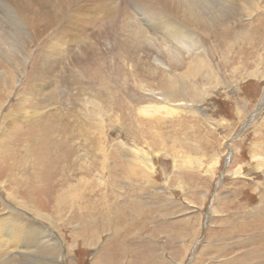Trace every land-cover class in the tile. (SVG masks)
<instances>
[{"label":"rangeland","instance_id":"obj_1","mask_svg":"<svg viewBox=\"0 0 264 264\" xmlns=\"http://www.w3.org/2000/svg\"><path fill=\"white\" fill-rule=\"evenodd\" d=\"M256 3L230 34L216 30L221 43L241 31L249 40L235 49H208L209 79L199 80L200 91L185 83L180 103L190 110L183 112L159 82L173 77L167 66L148 79L133 74L128 56H112L116 45L128 47L113 35L117 29L127 38V19L115 23L125 12L121 6L113 13L104 10L115 6L109 0L83 5L89 37L69 56L98 43L102 60L91 54L74 68L64 61L56 89L28 66L37 65L51 39L69 41L71 29L59 20L29 24L21 52L10 63L0 55V217L16 211L43 227L61 245L59 264H264V0ZM144 24L149 32L158 27ZM60 66L58 60L39 71L51 76ZM72 82L79 89L70 93ZM164 99L177 110L174 122L145 110ZM18 103L25 118L16 116ZM19 116L14 127L10 121ZM29 239L35 238H22L19 247ZM36 247L25 257L19 252V262H41Z\"/></svg>","mask_w":264,"mask_h":264},{"label":"bare ground","instance_id":"obj_2","mask_svg":"<svg viewBox=\"0 0 264 264\" xmlns=\"http://www.w3.org/2000/svg\"><path fill=\"white\" fill-rule=\"evenodd\" d=\"M109 1L114 3L115 6L105 8L104 10L114 9L113 13H115L116 10H120V6L121 9L123 8L125 10L123 14H119L116 16L117 20L115 21V23L123 20V19H119L121 16H124L127 19L126 20L127 29L122 30L123 34L127 35V38H122L119 35L117 29L113 31L114 37L122 40L125 47L128 46L127 51L125 48L122 49L116 45L113 48L114 51L112 53V56H115L118 59V61L128 56L130 59L129 64L131 65L130 69L134 71L133 74H135V76L146 74V77L148 79H152L156 74L158 75L159 71H156L155 70L156 68L157 69L160 68L162 70L161 68L162 64L167 66L169 68L168 69L169 72L173 75V77L168 79L165 83L163 82V80H160L159 82L163 84L164 87L163 89L169 91L172 94V96L174 97L173 100L176 103H178L177 110L181 112L185 110H190L189 105L180 103L183 102V99L185 98L184 95H186L185 89H182L184 85H187L185 83H187L189 80L191 82H194L193 87L197 88L196 90L200 91L201 82H204V80L207 78L209 79V74L211 73L210 67L212 66L211 64L213 60L210 59V56L208 54L210 53V51H208V49L209 50L215 49L214 51H216V49H235V44L238 41L249 38L248 37L249 34L246 33V31H241L240 33L237 34L238 36L235 35L236 38L232 42L231 40L224 39V42L221 43L219 42V40L217 41V39L214 38L215 34L216 37H218V32H216V30L230 34V29L233 28L234 22L236 20L241 22V19H243V15L246 12L249 13L248 15H252V13L255 11V6H258L256 0H128L127 4H123V2L120 0H109ZM86 3L88 4L89 0H0V55H2L3 58H5L9 62L11 57H14V53L16 51L19 50L21 52L20 49H22L26 44V38L28 35L27 26L30 27V25L35 21H39V23L40 21H45L51 24V22L53 23V21L59 20L61 21L60 25L62 24L63 21L67 22L71 29L69 41L55 39V38L51 39L47 46V49H43V52L39 57L37 65L34 64L35 62L34 60V62L32 63L33 65L28 66V67L36 68L35 74L37 75V77H41V79L43 77L47 78V81H49L50 85L56 86L53 89L58 88L57 80L55 83L56 71H58L57 74L60 73V71L63 68L64 61L69 60L67 68L68 67L74 68L76 63L87 62L91 54L97 57L99 60H102L101 58L102 51L101 49H97L99 46L98 43L95 46L91 45V49L90 47H87L86 49L85 48L80 50L78 49V52L76 53L77 58L72 59L69 56V52L71 51V49H73L75 44H76L75 46H77L79 43L85 41V39L89 37V33H88L89 31L87 32L85 31L87 28L90 27L88 26L90 24V22L88 21L89 15L85 14L84 16L80 14L81 10H83L82 9L83 5ZM69 10L70 13L68 16H66V13ZM139 15L141 16L138 18L137 16ZM144 20L151 21L152 23H157L158 27H153V26L151 27L150 25L151 32H149L147 29L148 26L146 28L144 24ZM63 29L66 30L64 24H63ZM84 31L86 32L85 34ZM42 35H43V30L41 32H38V38H40ZM219 43L221 46H219ZM149 44L152 46V48H150L151 46H149ZM141 49H147V50L146 51L144 50L142 52ZM27 55H29V52L27 53ZM152 58L156 60V67L154 69L153 66L151 65ZM58 60L59 63H61V66L55 68L56 69L55 75L51 74V76L50 75L45 76L40 73L39 70H41L42 68L53 67ZM0 64H4V63L0 62ZM21 66L22 68H26L24 65ZM4 67H7L8 69L9 65L5 64ZM18 69L20 70V66H18ZM65 69L66 66L64 67V70ZM155 71L156 74L153 75ZM176 71H182V73L178 75L181 77L174 75ZM7 77L10 78L11 80L13 79L9 69H8ZM15 78H16V74L14 75V79ZM211 79L212 78H210V80ZM65 82L67 85L71 84L68 80H66ZM196 82H198V84ZM41 83H44V80H41ZM72 84L73 85L71 87L70 86L68 87V90L70 89L72 90L69 91L70 93H72L73 90L76 91L77 89H79L78 85H76V82L75 83L72 82ZM203 91L205 92V90ZM151 92L152 91H150V93ZM148 93H149V89H148ZM178 96H180V98H178ZM199 96L200 95L198 93L196 98ZM168 100L164 99L166 103L164 105L155 104L154 106L152 105L150 107L147 106V109L145 110H147L148 112L152 111L151 114L155 115L158 120L161 121L166 120L168 122H174L175 119L173 115L177 114V110L174 107H172L173 104L169 103ZM263 101H264V97L262 99V102ZM16 110H17L16 116L20 115L22 116V118H25L23 117V115H25V113L27 112L25 107H23L21 104L18 103V105L16 106ZM20 116L14 120L12 118H9L12 119L10 123L14 127H17L20 124V122H22ZM46 141L47 139L43 138L39 143V146L45 144ZM72 186L70 187L68 186V187L71 188ZM82 187H86V186H82ZM73 189L72 191H74ZM73 193H72V197H73ZM68 195H70V191ZM68 197L64 196L63 199L67 200ZM24 210L27 211V209ZM15 212H11L10 213L11 216L9 217L6 216L0 217V264H23L22 263L23 260H21L22 262L21 261L19 262L20 260V258H18L19 252L21 253V251L24 250V253L21 255L25 257L26 250L30 248L34 250L36 246H37L36 253L39 254V256L41 257L44 256L45 258L43 257L44 259L41 262H32V264H59V261L61 259L60 254H62L61 245L53 241L54 236H48L45 229L35 224V222H33L31 218L28 219L24 215ZM37 212L40 214L39 211ZM60 216L61 215H59V217ZM135 229L139 230L138 227H135ZM24 237H32L35 239H29L25 244L19 247L18 243ZM196 241H197V237L193 239L191 243L195 244ZM242 241L244 240L242 239ZM41 242H44V244L41 245ZM191 245L189 249L191 248ZM204 246L207 247V245ZM243 254L246 253L244 252ZM231 262H229V264H231ZM26 264H31V262H28ZM180 264H183V262H180ZM220 264H222V262ZM223 264H228V263L223 262Z\"/></svg>","mask_w":264,"mask_h":264}]
</instances>
